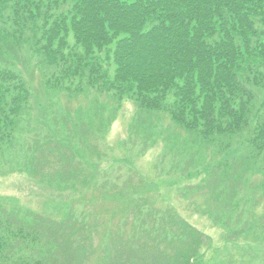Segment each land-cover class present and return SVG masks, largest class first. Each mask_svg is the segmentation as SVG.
<instances>
[{
  "label": "rangeland",
  "instance_id": "1",
  "mask_svg": "<svg viewBox=\"0 0 264 264\" xmlns=\"http://www.w3.org/2000/svg\"><path fill=\"white\" fill-rule=\"evenodd\" d=\"M8 21L0 27L15 52L4 59L29 98L0 152V218L33 213L49 237L36 250L13 240L6 257L176 264L196 253L191 264H264V159L244 162L238 136L205 144L166 113H140L128 99L118 108L83 82L81 94L49 89L48 67L25 36L12 42ZM256 95L260 106L264 86Z\"/></svg>",
  "mask_w": 264,
  "mask_h": 264
},
{
  "label": "trees",
  "instance_id": "2",
  "mask_svg": "<svg viewBox=\"0 0 264 264\" xmlns=\"http://www.w3.org/2000/svg\"><path fill=\"white\" fill-rule=\"evenodd\" d=\"M5 14L12 42L25 36L48 67L49 89L81 94L83 82L119 108L128 99L141 111H165L205 144L238 136L244 162L247 154L250 162L264 159V103L256 95L264 81V0H0V19ZM9 36L0 27V152L29 98L24 77L4 59L15 52ZM10 218L0 233L36 250L44 234L35 215L12 209ZM195 254L176 264H191ZM7 262L31 264L12 255Z\"/></svg>",
  "mask_w": 264,
  "mask_h": 264
}]
</instances>
